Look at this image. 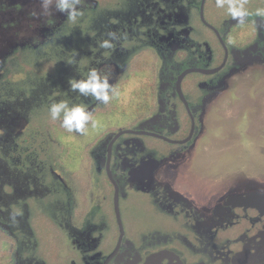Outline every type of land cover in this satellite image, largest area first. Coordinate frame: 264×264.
<instances>
[{
    "label": "flooded vegetation",
    "instance_id": "flooded-vegetation-1",
    "mask_svg": "<svg viewBox=\"0 0 264 264\" xmlns=\"http://www.w3.org/2000/svg\"><path fill=\"white\" fill-rule=\"evenodd\" d=\"M82 8L79 23L67 28L60 14L44 31V43L60 44L63 74L32 96L0 100V231L15 245L6 263L264 264V182L223 178L189 156L229 85L264 67V19L237 24L215 0ZM109 30L127 39L105 58L97 41ZM73 57L79 71L67 64ZM91 67L109 73L119 98L104 105L69 90ZM61 99L108 116L84 144L79 171L62 169L51 125L43 135L31 128L36 108ZM22 119L27 127L16 132Z\"/></svg>",
    "mask_w": 264,
    "mask_h": 264
},
{
    "label": "rangeland",
    "instance_id": "rangeland-1",
    "mask_svg": "<svg viewBox=\"0 0 264 264\" xmlns=\"http://www.w3.org/2000/svg\"><path fill=\"white\" fill-rule=\"evenodd\" d=\"M33 10L40 11L39 0H0V64L3 57L18 47L41 46L47 40L44 31L58 25L60 14H63L53 10L52 17L36 19L29 15ZM223 94L219 113L216 108L209 113L208 124L189 156L199 155L193 160L208 170L221 171L223 178L246 175L264 182V67L253 68L250 77L233 82ZM38 102L39 98L33 100V106L35 103L40 106ZM97 114L93 118L99 122L98 127H89L87 135L69 133L74 137L72 142L71 137H65L59 131L65 132V129L55 128L59 130L54 133L63 138L58 141L60 149L63 145L68 147L64 153L61 149L62 169L79 171L80 166L88 162L83 146L95 140L100 122L108 117L102 110ZM26 127L27 120L22 119L16 132H22Z\"/></svg>",
    "mask_w": 264,
    "mask_h": 264
},
{
    "label": "clouds",
    "instance_id": "clouds-1",
    "mask_svg": "<svg viewBox=\"0 0 264 264\" xmlns=\"http://www.w3.org/2000/svg\"><path fill=\"white\" fill-rule=\"evenodd\" d=\"M85 3L86 0H39L40 11L33 10L29 15L39 19L40 17H52L54 11L60 12L66 15L68 22L75 25L84 16L82 6ZM247 4L248 0H215L216 7L226 9L227 14L237 24L243 25L249 22L251 17L264 19V7H258L254 11H250ZM252 22L255 23V21ZM48 23L51 24L52 21L48 20ZM123 39H127L126 33L120 34L117 31L109 30L104 38L97 41V49L105 50L103 55L108 58L116 50L118 42ZM67 64L79 71L75 57L70 58ZM68 84L71 92L104 105L110 104L112 100L119 98L121 95L118 87L110 84L109 73H105L96 67L89 68L86 75L80 79L70 78ZM48 112L53 121H61V127L68 133L75 132L80 135H87L89 127L93 129L98 127L99 122L93 118L92 111L83 103H72L69 99L53 101ZM3 134V130H0V135ZM18 215H21L19 209H14L12 212L13 222H15Z\"/></svg>",
    "mask_w": 264,
    "mask_h": 264
},
{
    "label": "trees",
    "instance_id": "trees-1",
    "mask_svg": "<svg viewBox=\"0 0 264 264\" xmlns=\"http://www.w3.org/2000/svg\"><path fill=\"white\" fill-rule=\"evenodd\" d=\"M67 24V28L73 25L68 21ZM66 30L67 29H65V31ZM59 46L60 44L56 46L53 39L52 41L48 40L37 48L31 45L18 47L13 53L7 55L5 62L0 65V100L32 96L34 91H37L43 82L49 81L53 83V80L59 75H62L63 58L59 55ZM45 106L47 105H44L43 109L36 108V115L32 116L30 119L32 130L42 135L43 130H45V132L49 130L50 125L52 126L50 127L52 131L59 130L55 128H62L57 126L56 121L50 118L48 108ZM59 131H61V134H64L65 137L70 136L66 131ZM34 145L35 142H33V146ZM34 149L40 155L45 154L41 151L42 148L39 143L34 146ZM61 149L64 153V150L68 149V147L63 145ZM14 246L12 238L0 231V264H7L6 262L9 258L10 251H12Z\"/></svg>",
    "mask_w": 264,
    "mask_h": 264
}]
</instances>
